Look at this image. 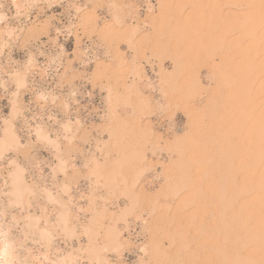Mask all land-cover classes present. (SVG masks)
<instances>
[{"label": "rangeland", "instance_id": "rangeland-1", "mask_svg": "<svg viewBox=\"0 0 264 264\" xmlns=\"http://www.w3.org/2000/svg\"><path fill=\"white\" fill-rule=\"evenodd\" d=\"M0 264H264V0H0Z\"/></svg>", "mask_w": 264, "mask_h": 264}, {"label": "bare ground", "instance_id": "bare-ground-1", "mask_svg": "<svg viewBox=\"0 0 264 264\" xmlns=\"http://www.w3.org/2000/svg\"><path fill=\"white\" fill-rule=\"evenodd\" d=\"M246 167V166H245ZM242 169V168H241ZM244 171V170H243ZM239 173H240V171H239ZM245 173V172H244ZM241 174H243V172L241 173ZM239 176V175H238ZM230 180V179H229ZM230 182V181H229ZM243 182H244V180H243ZM232 183V182H231ZM242 183V182H241ZM242 188V187H241ZM226 193V192H225Z\"/></svg>", "mask_w": 264, "mask_h": 264}]
</instances>
